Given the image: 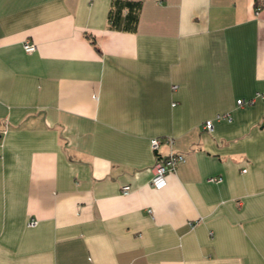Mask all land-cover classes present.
Here are the masks:
<instances>
[{"label": "crops", "instance_id": "0c3cea01", "mask_svg": "<svg viewBox=\"0 0 264 264\" xmlns=\"http://www.w3.org/2000/svg\"><path fill=\"white\" fill-rule=\"evenodd\" d=\"M111 3L0 0V264H264V0Z\"/></svg>", "mask_w": 264, "mask_h": 264}, {"label": "built area", "instance_id": "2783aa9c", "mask_svg": "<svg viewBox=\"0 0 264 264\" xmlns=\"http://www.w3.org/2000/svg\"><path fill=\"white\" fill-rule=\"evenodd\" d=\"M259 7L257 6L256 9H258ZM23 47L25 50L27 51H31L35 48V43L26 40L23 43ZM256 96H261L264 97V91H257L255 93V95L249 99H244V98H238L237 99V104H243L245 102L251 103L254 101V97ZM230 118V117H229ZM213 127V123L212 121L206 120L204 122L203 128L205 130H212ZM5 130V129H4ZM168 143H171L172 140L171 139H167ZM161 140L159 137H152L150 139V147L153 150L154 153V163L152 165V176L150 179V184L154 187V188H162L166 185L167 183V175L169 172L173 171L177 165V163L179 161H182L184 159V155L180 152H177L175 150H171L169 153H167L164 156H160L158 153V147L160 144ZM221 179V177H217V176H213L210 178V180H214V181H219ZM130 189V185L126 184L124 186H122V192L123 193H127ZM37 222L36 219L31 218L28 221L29 225H33Z\"/></svg>", "mask_w": 264, "mask_h": 264}, {"label": "trees", "instance_id": "16d2710c", "mask_svg": "<svg viewBox=\"0 0 264 264\" xmlns=\"http://www.w3.org/2000/svg\"><path fill=\"white\" fill-rule=\"evenodd\" d=\"M139 7L140 0H112L108 12L109 26L116 29H134Z\"/></svg>", "mask_w": 264, "mask_h": 264}]
</instances>
